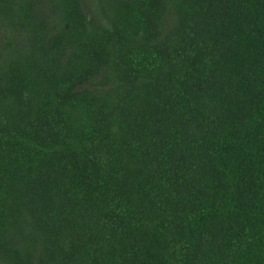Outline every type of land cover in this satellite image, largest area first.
Masks as SVG:
<instances>
[{"label": "trees", "instance_id": "16d2710c", "mask_svg": "<svg viewBox=\"0 0 264 264\" xmlns=\"http://www.w3.org/2000/svg\"><path fill=\"white\" fill-rule=\"evenodd\" d=\"M0 264H264V0H0Z\"/></svg>", "mask_w": 264, "mask_h": 264}]
</instances>
